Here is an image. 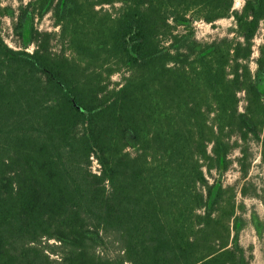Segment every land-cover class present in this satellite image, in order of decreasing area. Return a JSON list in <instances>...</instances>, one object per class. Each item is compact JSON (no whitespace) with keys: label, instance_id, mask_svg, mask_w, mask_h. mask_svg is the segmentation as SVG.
Here are the masks:
<instances>
[{"label":"trees","instance_id":"16d2710c","mask_svg":"<svg viewBox=\"0 0 264 264\" xmlns=\"http://www.w3.org/2000/svg\"><path fill=\"white\" fill-rule=\"evenodd\" d=\"M234 4L30 0L13 48L0 0V264H251L209 179L237 149L246 178L251 142L264 161V0ZM229 18L234 37L197 40Z\"/></svg>","mask_w":264,"mask_h":264},{"label":"rangeland","instance_id":"374dc122","mask_svg":"<svg viewBox=\"0 0 264 264\" xmlns=\"http://www.w3.org/2000/svg\"><path fill=\"white\" fill-rule=\"evenodd\" d=\"M30 0H2V8L8 9L9 14L2 19L1 32L4 39L13 48L18 47L19 40L13 33L14 18L18 14L19 8L27 4ZM246 0H235L234 10H242ZM37 27L41 31L58 33L59 28L55 27L51 14L46 15L42 20L37 21ZM235 27L234 18L220 20L213 25L205 22H197L194 25L197 40L203 43L211 42L215 39L224 37H234L231 32ZM264 44V28L261 29L254 41V55L251 61V68L256 70V59L259 57V48ZM55 51L58 48L55 47ZM34 47H30L32 52ZM115 82H119L120 77L113 78ZM240 108L244 109L245 95L240 93ZM248 156L246 165H249L248 175L243 177L240 166V159L243 155L239 149L235 150L230 156V166L225 172H213V176L209 177L211 183L217 181L225 187L234 189L237 197V216L240 219L238 228L234 230L239 243L252 253L251 264H264V161L262 159V148L259 144L251 142L248 148ZM246 191L244 196L242 191ZM107 249H102L104 251ZM109 256L115 253L114 248L110 246V250L106 251ZM56 257V256H53Z\"/></svg>","mask_w":264,"mask_h":264},{"label":"built area","instance_id":"2783aa9c","mask_svg":"<svg viewBox=\"0 0 264 264\" xmlns=\"http://www.w3.org/2000/svg\"><path fill=\"white\" fill-rule=\"evenodd\" d=\"M98 168H99V165H98L97 161H94V170H95L96 172H98V171H97Z\"/></svg>","mask_w":264,"mask_h":264}]
</instances>
